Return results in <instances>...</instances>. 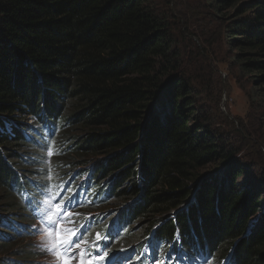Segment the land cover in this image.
Masks as SVG:
<instances>
[{"label": "trees", "instance_id": "16d2710c", "mask_svg": "<svg viewBox=\"0 0 264 264\" xmlns=\"http://www.w3.org/2000/svg\"><path fill=\"white\" fill-rule=\"evenodd\" d=\"M178 1L192 2L203 27L250 75L247 97L264 126V0ZM167 2L0 0V240L25 237L22 197L35 182L21 178L20 151L42 138L41 126L50 137L58 124L53 133L77 132L78 143L73 134L62 143L72 163L104 158L81 170L85 198L107 212L119 208L111 215L115 232L130 237L146 224L193 259L232 255L236 264H264V182L245 189L256 182L248 165L232 160L241 145L213 127L202 82L181 68L189 37L203 27L175 33ZM94 218L100 224L101 214ZM17 256L0 264H16Z\"/></svg>", "mask_w": 264, "mask_h": 264}, {"label": "rangeland", "instance_id": "374dc122", "mask_svg": "<svg viewBox=\"0 0 264 264\" xmlns=\"http://www.w3.org/2000/svg\"><path fill=\"white\" fill-rule=\"evenodd\" d=\"M166 1H168L166 4H168L173 17L178 21V24H175L178 25L177 29L174 30L175 33H180L178 28H184L192 23H194L193 27L197 26L199 29L206 24V20L198 16V11L195 7H192V2H181L178 0ZM214 32L213 28L207 29L203 27L202 33L198 30L196 35L189 37L191 39L189 41L190 49L186 51V56H182L181 64L183 66L181 68L183 72H189L192 76L196 74L202 82L204 87L197 85V88L199 92L205 94L202 96V99L209 107V114L211 113L213 116V127L222 132L229 141L241 145L242 148L239 154L234 156L232 160H239L248 165L250 168L247 172L251 174L252 179L256 182L258 178L262 183L264 182V126L260 120L254 117V107H251L246 93L247 91L252 92V78L249 74L238 70L232 61V49L225 43L223 38L217 37ZM178 37L183 41L182 36L178 35ZM256 105L262 106L258 101H256ZM56 128H58V124L54 127V129ZM69 128L70 126L66 127V129ZM66 129L61 128L59 132H55L50 137H46L45 128L42 127L41 132L44 134V137L30 142L29 145L31 146L29 148L21 149L20 152L24 154L27 161L25 165L26 171L22 172V174L25 181H29L28 185L36 179H40V177H43L49 183L48 187L41 188L43 193H38L36 201L41 202L44 200V206L49 207L51 211L48 212L46 210L43 213L40 208L34 206L33 214H35L36 218L29 222V226L33 229L31 230L32 234L29 233L23 239H17L15 237L9 241L0 240V261L6 260L7 258H15L17 253H22L21 261L26 264H61L57 255L65 251L60 243L61 239L66 240L72 234L73 230L76 233L73 236V240L76 243L88 241L87 244H89L96 239V234L100 230L106 231L107 234L114 236V239L109 237L110 241L114 242L111 244L112 248L117 249V247L135 246L136 244H142L144 242L145 239L140 233H147L148 227L146 224L142 226L138 233L126 238H124L125 236L121 238L117 233H112L109 225L114 223L113 218H110L109 225L108 219H106L101 223L102 227L82 229L80 218H90L95 213L103 214V218L107 216V211L99 209L97 202L92 204L97 207H92V205L89 207V204L85 205L86 203H78L68 209L61 207L60 214L57 215L55 205H60V203L54 199V194L64 189L65 196L67 194L69 196L81 194V198L86 199L85 186L87 188L89 186L85 184L87 176L81 170L87 163L98 161V164L103 166L104 162V158L101 156H94L93 158L89 156L84 158L86 164L76 165L72 163L68 157V147L62 143H66L65 139L70 138L73 134L72 142L76 144L78 143V135L71 128L69 130ZM238 137L239 140H236ZM79 158L82 157L79 156ZM65 166L67 167L65 168ZM107 167L108 164L105 165V169ZM58 169L60 170L59 172ZM27 171L34 173L29 174ZM245 173L237 178L236 185H244L243 183L246 179ZM114 174L112 173L111 175ZM261 183L256 182L253 186H248L249 184H247L245 189L255 192ZM46 195L51 198L47 205ZM75 208H80V211L75 213ZM24 209L27 210L28 207ZM262 210H264V203ZM64 213H71V215L65 216ZM49 215L52 216L51 220L47 218ZM25 220L26 213L24 211L23 222ZM22 227L18 228V233H23ZM37 227L39 231H36ZM133 227H141V225L140 223H136ZM150 245V249L152 250L154 246L152 244ZM159 246V248H157V245L155 247V256L157 257L155 260L160 259L159 254L166 256L163 260L160 259L161 264H165L164 262L168 257L170 249L172 253L177 254L170 243L168 244L169 248L163 247L162 243ZM81 247L82 249L86 248L89 253L93 251V246L82 244ZM71 250L76 251L74 245ZM150 255V253H147L145 257L148 258ZM189 256L191 257L190 253ZM204 256L214 258L209 254L202 255V257ZM155 260H152L151 263L154 264ZM220 261L222 262V259ZM235 262L237 263V259L232 256L230 263L236 264ZM73 264H79V261L74 260ZM167 264H171V260H168Z\"/></svg>", "mask_w": 264, "mask_h": 264}, {"label": "snow or ice", "instance_id": "6c2138e0", "mask_svg": "<svg viewBox=\"0 0 264 264\" xmlns=\"http://www.w3.org/2000/svg\"><path fill=\"white\" fill-rule=\"evenodd\" d=\"M54 132V129L49 132V135H52ZM63 194V193H61ZM75 198V196H70L63 204L64 208H67L70 206L71 201ZM57 209V215L60 214V208L61 205L57 204L55 205ZM65 216L71 215V213H64ZM49 220L52 219V216L49 215L47 217ZM31 227V226H30ZM36 231H39L38 227L36 228ZM51 234V233H50ZM75 230L72 231V234L69 235V237L64 240L61 239V245L64 247L65 251L63 253H58V258L61 261V264H73L74 260H78L79 264H102L103 261H106L107 264H124L126 260H130L131 257L123 256V257H116L113 255H110L107 252H104L102 249L98 250V242L102 239L101 235L99 233L96 234V242L93 244V252L89 253L86 248L82 249L81 245H87L88 241H81L80 243H76L73 240V236L75 235ZM118 234V233H117ZM73 245L75 246L76 251H72ZM104 247H107L106 245ZM176 247L175 242H173V248ZM148 248H151V245H148ZM157 248H159V244H157ZM172 250H169L168 257L165 261V264H167L168 260L172 259L171 255ZM147 255V253H145ZM183 249L180 248V253L177 256V260H182L184 258ZM145 257L142 256L141 259H144ZM157 257L153 256L151 259L155 260Z\"/></svg>", "mask_w": 264, "mask_h": 264}, {"label": "bare ground", "instance_id": "6f19581e", "mask_svg": "<svg viewBox=\"0 0 264 264\" xmlns=\"http://www.w3.org/2000/svg\"><path fill=\"white\" fill-rule=\"evenodd\" d=\"M34 118V117H33ZM28 120V119H27ZM28 121H32L31 119H29ZM20 124V123H19ZM35 125V124H34ZM41 127H43V126H41ZM43 128H45V129H48L47 127H43ZM29 129V128H28ZM33 129V128H32ZM34 130V129H33ZM38 135H41L42 137H44V134H42V133H38ZM32 142V141H31ZM31 146V145H30ZM24 178V177H23ZM27 181V180H26ZM32 185V184H31ZM32 187V186H31ZM30 188V187H29ZM28 189V188H27ZM104 198V197H103ZM105 200V199H104ZM100 204V203H99ZM98 204V205H99ZM85 205H88V204H85ZM92 205V204H91ZM95 207L96 205H92V207ZM83 207V206H82ZM88 207V206H87ZM89 207H90V205H89ZM97 207V206H96ZM84 208V207H83ZM76 223V222H75ZM95 228H98V227H95ZM46 230V229H45ZM44 230V231H45ZM95 230V229H94ZM91 231V230H90ZM47 233V232H46ZM45 233V234H46ZM44 235V234H43ZM157 236V235H156ZM44 237V236H43ZM43 240V239H42ZM114 243V242H113ZM117 244V243H116ZM195 246V245H194ZM160 247V246H159ZM118 248V247H117ZM130 251H132V249L130 250ZM161 252V251H160ZM201 252V251H200ZM172 253V252H171ZM173 254V253H172ZM203 254V253H202ZM110 255H113V256H116V257H123V256H128V257H131V259L130 260H126L125 262H124V264H136V262H135V256H134V253H129V254H124V255H120V254H110ZM199 255V254H198ZM201 255V254H200ZM199 255V256H200ZM197 258V257H196ZM222 259V262L220 261ZM202 260V261H201ZM201 260H193V264H230V262L227 260V256L226 257H220V258H218V259H210V258H207L206 260H203V259H201ZM165 263V262H164ZM102 264H107V262L106 261H103V263Z\"/></svg>", "mask_w": 264, "mask_h": 264}]
</instances>
